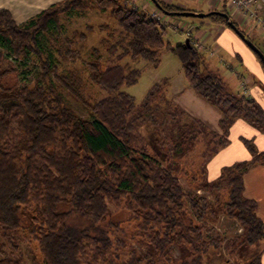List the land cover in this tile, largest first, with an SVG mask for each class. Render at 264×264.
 <instances>
[{
    "label": "trees",
    "instance_id": "16d2710c",
    "mask_svg": "<svg viewBox=\"0 0 264 264\" xmlns=\"http://www.w3.org/2000/svg\"><path fill=\"white\" fill-rule=\"evenodd\" d=\"M157 1L162 11H189ZM87 10L104 21L87 24L79 40L60 38L61 15ZM220 12L230 16L226 8ZM208 17L228 25L222 15ZM167 26L125 0H62L23 25L0 10V63L8 51L38 71L33 85L18 86L17 71L0 68V236L17 254L0 264H25L13 233L38 251L42 264H218L208 259L222 253L229 256L225 264H262L264 246L243 259L264 242L244 176L264 163V150L242 138L251 159L224 166L212 180L209 164L229 145L236 120L264 134V108L230 88L191 37L188 44L166 42ZM90 35L97 45L87 46ZM163 50L178 57L188 86L222 112L221 132L174 101L169 78L140 103L123 90L142 74L133 63L156 68ZM61 89L91 119L70 108ZM222 218L238 233H215L212 224ZM174 245L179 258L171 254Z\"/></svg>",
    "mask_w": 264,
    "mask_h": 264
},
{
    "label": "crops",
    "instance_id": "0c3cea01",
    "mask_svg": "<svg viewBox=\"0 0 264 264\" xmlns=\"http://www.w3.org/2000/svg\"><path fill=\"white\" fill-rule=\"evenodd\" d=\"M61 1L0 0V10H8L19 25ZM125 1L129 5L140 7L145 13L155 11L162 13L169 26L174 25L178 31L182 32L186 37L185 41L188 39V35L185 32L190 30V37L193 41L204 46V49L201 50L206 56L210 68L218 72L230 88L238 91L245 90L247 95L254 98L261 105L259 99H264V91L256 84V78L264 80L263 67H261L256 56L247 48L248 45L226 23L211 20L209 17H191V19L193 18L192 22L187 21L176 24V20L170 19V16L161 11L152 0ZM161 1L174 6L178 10L202 13L221 11L226 8L231 18L237 21L239 28L244 31L249 40L255 44L250 37L255 35L264 39V26L258 24L255 19H247L241 14L235 13L230 0ZM169 80V95L174 98V101L189 114L204 121L210 129L221 132L219 122L222 112L190 88L186 78L185 82L180 83L178 87L174 86L170 78ZM242 84L244 85L243 87ZM242 138L252 139L258 151L264 150V134L243 119L236 120L230 128L229 145L222 149L209 164V179L217 178L224 166L231 165L236 161L251 159V154L242 142ZM244 181V194L246 197L257 201V213L264 222V163L254 165L245 174ZM262 243L264 246V242ZM262 264H264V251L262 252Z\"/></svg>",
    "mask_w": 264,
    "mask_h": 264
},
{
    "label": "rangeland",
    "instance_id": "374dc122",
    "mask_svg": "<svg viewBox=\"0 0 264 264\" xmlns=\"http://www.w3.org/2000/svg\"><path fill=\"white\" fill-rule=\"evenodd\" d=\"M105 15H100L95 10H87L85 13L81 15L72 14H62L61 15V24L63 25V31L61 32L60 38L64 39L66 37L72 38L75 37L76 40H79V36L77 32H80L85 29L87 24H99L104 21ZM109 19V18H108ZM170 19H175L176 24L180 22H192L193 18L190 17H182V16H170ZM14 20V19H13ZM15 21V20H14ZM28 22V21H27ZM26 23V22H25ZM25 23L19 24L23 25ZM17 24V23H16ZM180 27V26H177ZM184 33V32H183ZM255 44L260 48L262 53L264 54V39L259 38V36H250ZM186 37L182 34V32L178 31V29L174 25L167 26L166 33H165V40L166 42L171 43V45H177L179 43H184ZM63 41V40H62ZM87 46L89 45H97L96 37L89 36L87 42ZM79 47H83L81 43H79ZM252 54H254L260 63L264 76V64L259 59L258 55L251 50V48L247 47ZM5 57L0 63L1 69H15L17 71V75L19 78V85H33L34 80L38 75V71L34 69V62L28 61L24 63L21 58H14L13 55L9 54L8 51H4ZM134 66L141 69L142 74L139 77L138 81L131 85H124L123 90L132 95L137 103H140L145 96L148 94L151 87L158 81L170 78L174 86L178 87L180 83L185 82V75L182 70V66L178 57L173 54L171 51L163 50L162 52V60L158 67H153L147 64L145 61H140L137 63H133ZM255 83V82H254ZM256 84L263 89L264 91V80H260L256 78ZM97 91V89H95ZM61 93L67 103V105L72 108L76 113L81 115L86 119H91L89 113L86 109L76 101L71 95L66 93L65 90L61 89ZM102 93V92H101ZM103 94V93H102ZM259 102L264 107V99H259ZM13 129L17 132L18 122L13 121ZM17 144H20V141H17ZM184 187H186V183L184 180H181ZM109 207L111 211L115 210L113 204L109 203ZM212 226L215 228V233L219 232L226 237L233 236L238 233V226L230 220L221 219L217 223H213ZM17 245H18V252L24 258L25 264H42V259L38 251L32 246H30L22 236L13 233L12 234ZM6 241L4 237L0 236V258L3 257H11L16 256V253H12V251L6 247ZM135 248L141 250V252L146 251L145 248H142L139 245H134ZM263 249V243L259 242L255 246L251 247L250 249L246 250L243 254V259L246 261H250L255 255H257ZM140 252V251H139ZM174 258H179L182 253L181 249L177 246H172V252ZM224 255L220 256V258L216 259L215 257H211L208 259V262L214 263L217 262L218 264H225L224 261L227 259L228 254L222 253ZM242 259V258H241Z\"/></svg>",
    "mask_w": 264,
    "mask_h": 264
},
{
    "label": "built area",
    "instance_id": "2783aa9c",
    "mask_svg": "<svg viewBox=\"0 0 264 264\" xmlns=\"http://www.w3.org/2000/svg\"><path fill=\"white\" fill-rule=\"evenodd\" d=\"M230 1H231V6L233 7L235 13L241 14L247 19H255L258 22V24L264 26V17H263L264 0H230ZM135 7L137 8L138 6ZM146 14L149 19L157 20L159 23L163 25L168 24L165 21L164 19L165 17L162 13L155 11ZM185 33L188 35V37H190V30H186ZM194 45L200 50L204 49V46H202L198 42H194ZM243 86L244 85L242 84V87Z\"/></svg>",
    "mask_w": 264,
    "mask_h": 264
},
{
    "label": "water",
    "instance_id": "95a60500",
    "mask_svg": "<svg viewBox=\"0 0 264 264\" xmlns=\"http://www.w3.org/2000/svg\"><path fill=\"white\" fill-rule=\"evenodd\" d=\"M152 2L162 11L160 8V4L157 0H152ZM166 15L169 16H182V17H197V18H205L208 17L211 14H219L222 15L228 25L236 32V34L251 48L252 51H254L259 58L261 59L262 63L264 64V54L262 51L251 41L249 40L242 32L241 30L230 20V16L227 13L220 12V11H212L209 13H202V12H192V11H182V12H166L163 11ZM187 44L189 43V39L185 41Z\"/></svg>",
    "mask_w": 264,
    "mask_h": 264
}]
</instances>
